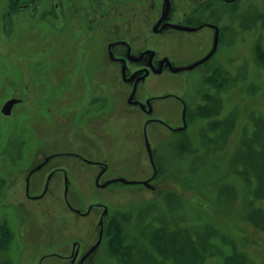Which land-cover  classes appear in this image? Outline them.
Here are the masks:
<instances>
[{
    "label": "flooded vegetation",
    "instance_id": "af4514ba",
    "mask_svg": "<svg viewBox=\"0 0 264 264\" xmlns=\"http://www.w3.org/2000/svg\"><path fill=\"white\" fill-rule=\"evenodd\" d=\"M254 2L0 0V56L5 58L0 63L20 66L16 71L0 67L7 84L0 85V143L4 146L5 131H12L24 150L18 156L0 151V163L11 169L0 170V219L14 232L15 252L24 248L15 232L23 220L21 206L28 214L55 210V222L49 225V232L44 229L46 240H42L48 253L40 256L38 264H94L114 214L109 202L83 204L81 196L80 203L72 202L69 196L77 197L82 187L73 184L74 179L85 176L90 187L100 190L113 187L121 191L138 185L132 192L139 194L169 188L166 180H159L162 174L156 158H171L175 132H184L188 126L184 99L193 71L212 62L217 54L224 16L234 18L238 10L246 11ZM217 31L218 43L212 52ZM27 46L40 54L52 50L51 58L14 64L12 51H18L17 56ZM190 66L193 68L186 69ZM4 92L7 99L2 102ZM10 101L13 103L6 107ZM180 108L178 119L176 115L161 116L163 110L175 114ZM39 113L46 118L41 132L34 124ZM137 113L144 115L141 137L132 136L138 128ZM15 127L22 131L18 133ZM153 127L159 129L155 142L151 139ZM26 133L37 135L38 140ZM68 134L74 139H68ZM105 142L112 144L106 150L102 148ZM31 146L33 157L26 152ZM112 158H148L150 173L143 176L140 167L141 176H123L112 168ZM17 176L20 181L15 186ZM6 200L13 203L5 205ZM79 218L96 221L92 236L76 231Z\"/></svg>",
    "mask_w": 264,
    "mask_h": 264
},
{
    "label": "rangeland",
    "instance_id": "374dc122",
    "mask_svg": "<svg viewBox=\"0 0 264 264\" xmlns=\"http://www.w3.org/2000/svg\"><path fill=\"white\" fill-rule=\"evenodd\" d=\"M255 1L246 11L238 10L234 18L224 16L219 50L213 57L215 66H211L212 61L193 71L194 79L190 80L184 99L188 105V126L184 132H175L173 139L178 143L174 142L169 148L171 158H156L158 173L162 174L159 180H166L169 188L157 194L148 191L139 194L132 192L138 186L133 185L121 191L110 187V192L95 185L90 187L85 176L72 180L78 187L82 184L77 197L69 196L72 202L80 203L79 196L85 200L83 204L98 200L109 202L112 215H117L119 221L118 229L110 224L107 226L94 264H194L191 259L187 260L186 254L192 258L197 251L203 253L202 243L207 246L206 255L214 253L205 264H222L225 255L238 252L243 254L238 256L247 264H264V194L257 193L264 182V62L257 54L258 47L264 51V0ZM28 49L25 47L17 56L18 51H12V62L21 64L26 59L45 62L46 57L51 58L52 50L40 54ZM0 62H5L3 56H0ZM0 67L16 71L20 66L0 63ZM4 80V74L0 72V85H7ZM7 92L11 93L9 88ZM6 99L4 92L2 102ZM168 103L172 108L171 101ZM27 110L31 108L27 107ZM180 111L181 108L173 114L172 110H163L161 116L169 119L176 115L178 119ZM36 116L35 128L41 132L46 118L41 113ZM11 118L7 117L5 121L9 122ZM143 120L144 115L137 113L135 124L138 128L132 136L141 137ZM153 128L151 139L155 142L159 129ZM14 129L18 133L22 131L18 127ZM30 133L25 135L37 141V135ZM68 135V139H74L72 134ZM78 143L83 146L82 142ZM107 145L105 142L102 148L106 150L112 144ZM32 148L28 147L26 152L33 157ZM73 161L75 159L70 158V162ZM112 161V168L118 169L123 176H141L140 167L144 170L142 175L151 170L148 158H112ZM0 170L11 169L0 163ZM19 181L20 176H17L15 186ZM10 191L12 193L13 189ZM4 203L13 202L6 200ZM21 211L24 221L17 225L15 232L24 248L21 250L20 246L19 253L15 252V241L10 252L0 253V264H38L40 256L48 253L42 240H46L44 232L47 233L49 225L55 222V210L28 214L21 206ZM11 220L15 226L12 217ZM77 221V232L86 237L93 235L95 227L92 225L96 221L93 223L92 218ZM187 231L196 243L186 244L185 257L179 261L182 235ZM159 233L166 237L173 235L178 253L169 239V250L159 249L158 244L166 243L158 239ZM120 235L128 249L116 253L113 245H118L115 241ZM232 242L237 252H234ZM236 256L233 263L239 261Z\"/></svg>",
    "mask_w": 264,
    "mask_h": 264
},
{
    "label": "trees",
    "instance_id": "16d2710c",
    "mask_svg": "<svg viewBox=\"0 0 264 264\" xmlns=\"http://www.w3.org/2000/svg\"><path fill=\"white\" fill-rule=\"evenodd\" d=\"M259 55V58L264 62V51L262 48L258 47V53ZM12 131H5L4 133V136H3V139L2 141L5 143V145L3 146V149H5V152L8 153V154H17L18 155H22L24 150H23V147L22 145H19L18 141L16 140V138L14 137V132L11 133ZM0 137L2 135V128H0ZM21 158H18V160H20ZM16 158H14V161H18ZM258 194H264V182H262V189L261 191L257 192ZM256 193V194H257ZM252 203V202H251ZM110 220L107 222L108 225H112L113 228L115 227V229H118L120 227H118V219H117V215H115L114 217H110L109 218ZM254 220H256V218H253ZM259 225V224H258ZM179 232V231H177ZM158 239L161 240V242H168V239L169 241L172 243V248L175 247V251L176 253H178L177 251H179L178 247H177V242H176V239L173 237V235L171 234H168V236L166 237L164 235V233H159L158 234ZM14 242H15V236H14V232L12 230V228L9 226V224L4 221L3 219H0V253H4L3 255H6L7 252H10L14 246ZM118 243V245H113L114 247V250L116 251V253H119V251L121 250L122 252H125L127 251L128 248L125 247V244H124V237L123 235L121 236H117L116 238V241ZM168 244H161V246H159L158 244V247L161 251H163L164 248H166V250H169V247H171ZM175 242V243H174ZM196 243V241L194 240V238L191 236V234L187 231L185 234L182 235V241H181V253H180V256L177 258V260L179 261H182V259H184L185 257V253H186V244H189V245H194ZM234 243L232 242L231 245H233ZM202 247H203V253L199 254V252L197 251L198 253V257H196V254H193V257H189L187 254H186V258L187 260L191 259L194 264H205V261L208 257H213L214 256V253L212 252L211 254H208L206 255V251H207V246L202 243L201 244ZM233 249H234V252H237L236 251V246L233 245ZM197 250V248H196ZM237 255V256H236ZM238 255H243L241 253H233L232 255H225V260L222 264H247L246 261H244V259ZM234 256H236L235 258L236 259H239V261H236L233 263V260H234ZM174 257L175 254H174ZM181 257V258H180ZM195 258V259H194ZM194 259V260H193ZM178 261V263H180ZM191 261V262H192ZM183 263V262H182Z\"/></svg>",
    "mask_w": 264,
    "mask_h": 264
},
{
    "label": "water",
    "instance_id": "95a60500",
    "mask_svg": "<svg viewBox=\"0 0 264 264\" xmlns=\"http://www.w3.org/2000/svg\"><path fill=\"white\" fill-rule=\"evenodd\" d=\"M217 43H218V31H217V33H216V39H215V45H214V48H213V50H212V52H214V50L216 49V47H217ZM206 59V58H205ZM202 61H204V59L203 60H201L200 62H202ZM200 62H198V63H200ZM191 68H193V66H190V67H188V68H186V69H191ZM13 103V101H10V102H8L6 105V107H10V105ZM6 107H5V112L6 113H9V111L6 109ZM185 126L186 125H184L183 127H182V129L183 128H185ZM151 161H153V159L151 158Z\"/></svg>",
    "mask_w": 264,
    "mask_h": 264
}]
</instances>
